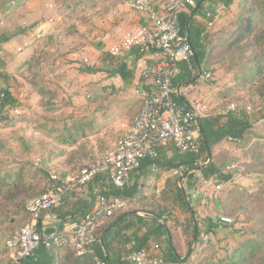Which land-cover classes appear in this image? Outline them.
Here are the masks:
<instances>
[{
  "label": "rangeland",
  "instance_id": "1",
  "mask_svg": "<svg viewBox=\"0 0 264 264\" xmlns=\"http://www.w3.org/2000/svg\"><path fill=\"white\" fill-rule=\"evenodd\" d=\"M129 1L98 0L79 7L75 0H0V38L11 37L0 44V92L9 89L17 100L0 110V264H10L9 241L26 221L27 203L49 185L50 172L76 175L114 148L124 135L113 139L112 133L104 131L73 142L66 139L67 118L58 122L57 116L58 111L63 117L68 112L75 118L81 116L77 111L92 99L89 87L98 84L99 77L89 82L80 72L91 66L99 68L102 55L94 49L104 28L109 29L123 15L138 20L139 13L125 7ZM243 8H230L227 13L223 8L225 14L214 17L207 26L203 68L214 79L192 88L189 94H194L191 99L196 105L204 100L211 105L201 113L198 108L200 116L228 111L246 114L251 131L244 140L227 139L213 150V161L232 176L230 181L213 180L207 187L196 188L197 182L189 187L188 180L180 179L179 186H186L195 212V226L209 238L206 243L200 238L194 242L190 230L186 234L189 213L165 189L166 180L158 185L157 171L139 180L137 196L122 213L137 210L151 218L143 231L153 232L149 254L163 255L171 242L190 264H217L244 242L264 244V71L258 73L264 68V58L257 59L264 56V43L256 40L264 24L251 30L245 27ZM47 25L54 27L47 31ZM254 58L258 64L252 62ZM99 96L97 93L94 103L100 102ZM92 108L98 110L99 106ZM7 176L11 179L6 181ZM89 187L71 195L65 204L86 198ZM158 213L163 214L161 219L154 216ZM222 218L231 222L220 224ZM156 222L163 224L162 230Z\"/></svg>",
  "mask_w": 264,
  "mask_h": 264
},
{
  "label": "built area",
  "instance_id": "2",
  "mask_svg": "<svg viewBox=\"0 0 264 264\" xmlns=\"http://www.w3.org/2000/svg\"><path fill=\"white\" fill-rule=\"evenodd\" d=\"M195 4L196 0L129 1V8L145 15L148 23L131 30L110 52L121 56L135 47L141 48V52H157L160 55L158 63L144 74L145 77L152 76L154 89L144 94L142 108L130 130L104 156L83 167L76 175L63 176L56 170L50 172L49 187L28 204L24 225L9 241L10 264H18L21 259L33 255L41 245L48 249L70 247L78 257L90 256L96 264H107L96 254L98 239L95 230L107 218L123 210L126 202L98 197L89 215L71 227L60 228L47 223L45 216L96 176H106L117 187L127 186L132 172L140 167L142 160L157 157L161 147L172 144L181 152L200 153V114L196 108H186L177 102L176 97L181 91L174 84L179 64L195 55L188 38L180 31V15ZM222 9L221 6L215 7L207 14L208 18L219 16ZM208 25H212V21ZM201 72L205 81L214 79L211 71L203 69ZM229 141L237 140L229 138ZM181 171L183 168L174 173ZM192 172L197 174L198 171ZM196 177V188L212 183L202 176ZM220 189L218 185L217 190ZM222 222L230 223L231 220L222 218ZM208 239L203 236L205 243ZM129 259L136 264H164L162 254L157 256L146 251L134 253Z\"/></svg>",
  "mask_w": 264,
  "mask_h": 264
},
{
  "label": "trees",
  "instance_id": "3",
  "mask_svg": "<svg viewBox=\"0 0 264 264\" xmlns=\"http://www.w3.org/2000/svg\"><path fill=\"white\" fill-rule=\"evenodd\" d=\"M206 1L207 0H196V6L188 7L180 15L181 34L189 39L195 55L189 61H183L179 64V73L174 78V84L177 88L180 84L194 80L198 76L199 70L205 69L203 67L207 60V43L204 33L206 32L208 24L213 19V16L208 18L207 14L211 11L213 12L215 9V7L206 9L204 6ZM220 1L226 8H229L234 0ZM261 2L260 0H253L249 7L243 8L245 27H249L250 30L257 24L260 26L264 24V4H261ZM257 5L259 8L256 7ZM198 18H202L203 22H199ZM23 33L25 32L23 31ZM10 39L11 37L0 38V44L7 43ZM256 40L259 44L264 43V30H261L260 33L257 34ZM137 49L141 52V48ZM263 58V55L257 57L258 60H263ZM255 59L256 58H254L252 62L258 64V60ZM263 71L264 68H259V75ZM82 72L96 73L97 70L85 69L82 70ZM176 100L186 108H193L183 95H178ZM16 103L17 100L9 89L0 92V110L15 105ZM199 121L201 122L203 130V134H201V132L199 133V154L181 152L172 144L161 147L157 157H147L142 160L140 167L132 172L130 182L127 186L122 188L112 184L106 176H96L89 183V193L86 198H74L75 200L71 204H65V202L68 201L65 200L50 211V213L56 215L59 220L55 225L63 228L71 222H74V224L81 222V220L87 217L93 210L98 197L107 199L117 198L126 202L127 206L128 203L133 201L137 196L140 190L139 180L146 174V170H148L149 167H155L161 172H176L183 168V171L178 174L173 173V177L166 181L165 189L174 194L175 199L183 205V208L189 213L187 225L185 227L186 234L189 233V230L192 236L197 232V239L200 238L203 240V235L199 230V226H195L197 220L195 212L190 204L191 200L187 193V188L186 186L183 188L179 186L180 179L183 180V182L188 180L189 187H193L197 178L196 175L202 176L209 181H230L232 176L226 173L223 167L213 161V150L223 141L229 140V138L237 140L236 142L244 140L245 136L250 133L252 124L246 114H237L232 111L220 113L215 116H200ZM80 134L79 132L70 133L66 136V139L75 142V139L77 140L80 138ZM203 136L206 137L207 144H205ZM193 170H197V174H194V172H192ZM8 179H11V176L5 178L6 181ZM95 186L97 187L96 193H94ZM47 188L41 194H43ZM76 192L72 193V195L74 194L75 196ZM38 196L33 197L27 203L26 219L28 217V204ZM123 210L107 218L95 230V235L98 239L96 254L107 262V264H136L132 262L129 257L134 253L149 251L150 237L153 232L147 231L146 233H141V230L149 224L151 218L139 215L140 211L137 210L122 213ZM154 216L157 219H161L163 214L158 213ZM220 224L228 225V223L222 221ZM162 228L163 224L158 223L157 229L162 230ZM163 260L164 264H190V259L182 258L172 246L171 242L166 252L163 253ZM18 264L96 263L90 256L78 257L70 247H54L48 249L46 246L41 245L33 255L21 259ZM217 264H264V244L257 240L244 242L236 248L230 256L218 261Z\"/></svg>",
  "mask_w": 264,
  "mask_h": 264
},
{
  "label": "crops",
  "instance_id": "4",
  "mask_svg": "<svg viewBox=\"0 0 264 264\" xmlns=\"http://www.w3.org/2000/svg\"><path fill=\"white\" fill-rule=\"evenodd\" d=\"M94 1L97 2L98 0H75V4L79 7H86L87 4H90ZM252 1L253 0H234L233 4L229 8H226L220 0H207L204 3V6L206 9H212L213 7L221 6L222 8H225L224 12L227 13L229 12L228 10L230 8L234 9L240 6H245V8H247L252 4ZM217 2L218 4H216ZM125 7L133 12V10L129 8L128 4H126ZM224 12L222 10L221 14ZM198 21H203V19L198 18ZM147 23L148 21L146 20L145 15L139 13L138 20H136V18L134 19V15L129 14L126 16H120L113 26H109V29H103L100 36L101 38L98 44L96 43V49H94L95 52L102 55L99 59L100 66L99 68L94 66L86 68L89 70H97V72H80L83 76V79H88L89 82H95L97 81L95 79L99 77V83L90 85L89 87L91 94L90 97L92 99L87 100V102L82 104L84 107L77 111V113H79L81 116H77L76 118L70 115L71 112H68L63 117L62 112L58 111V122L67 118L66 121L70 125V128H67L68 134L79 132V134L81 133L80 136L87 135L92 138L93 136H97L104 131L107 133L109 131L110 134L112 133V138L116 139L123 135V133L125 135L130 130L133 122L131 124L128 123L131 120H134L136 115L140 112L143 105L144 94L146 92H151L154 89L152 84V76L145 77L144 74L149 68L158 63L160 55L153 50L140 52L137 49L138 47L133 48L131 51L126 52L121 56H114L110 51L111 48L119 43L131 30ZM46 27L48 31L50 27L53 28L54 26L47 25ZM44 33L46 32L44 31ZM90 57H92V54ZM109 61H113L114 64L109 63ZM96 74H98V76ZM196 78L191 80L192 83L189 81L187 83L180 84L178 88L181 91V95H183L186 100L190 102L191 106L196 109L199 108V112L201 113V111H203L202 108H205L204 110L208 111L211 105L207 103V100H204L202 104L196 105L195 102H193V99H191L194 94H189V91H191L192 88L197 87L199 84H205L207 82L203 77L199 78L198 80H196ZM97 93L100 95V102L94 103L97 100ZM97 105L99 106V109L92 111V107H97ZM92 114H94V116H92ZM85 115H89L87 116L89 118L85 117ZM71 121L74 122L73 126ZM156 171L158 172V176L156 177L158 178V185H161L165 180L167 181V179L170 178L174 173L170 171L161 172L155 167H149L148 170H146V174ZM143 177L144 176L141 177V181ZM45 221L50 224L59 222L57 216L53 215L52 213H49L47 216H45ZM73 225L74 222H71L70 224H67L66 227H71ZM145 228L146 227L142 228L141 233L145 230Z\"/></svg>",
  "mask_w": 264,
  "mask_h": 264
},
{
  "label": "water",
  "instance_id": "5",
  "mask_svg": "<svg viewBox=\"0 0 264 264\" xmlns=\"http://www.w3.org/2000/svg\"><path fill=\"white\" fill-rule=\"evenodd\" d=\"M188 41H189V39H188ZM201 76H202V72H201V70H199V74H198V77L196 78V80L201 78ZM190 83H192V81ZM198 125H199V128H200L201 134H203V130H202V126H201V122L200 121L198 122ZM203 140H204L205 144H207L205 136H203ZM196 240H197V232L195 233L194 242H196ZM190 253H191V250H190Z\"/></svg>",
  "mask_w": 264,
  "mask_h": 264
},
{
  "label": "bare ground",
  "instance_id": "6",
  "mask_svg": "<svg viewBox=\"0 0 264 264\" xmlns=\"http://www.w3.org/2000/svg\"><path fill=\"white\" fill-rule=\"evenodd\" d=\"M201 70V69H200Z\"/></svg>",
  "mask_w": 264,
  "mask_h": 264
}]
</instances>
